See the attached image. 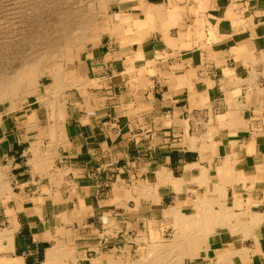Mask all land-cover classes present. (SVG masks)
<instances>
[{
    "label": "crops",
    "instance_id": "obj_1",
    "mask_svg": "<svg viewBox=\"0 0 264 264\" xmlns=\"http://www.w3.org/2000/svg\"><path fill=\"white\" fill-rule=\"evenodd\" d=\"M205 4L211 43L186 47L183 28L93 48L92 82L65 90L61 142L33 155L0 132V264H109L121 228L173 229L172 210L241 229L217 227L194 264L246 248L228 261L264 264V0Z\"/></svg>",
    "mask_w": 264,
    "mask_h": 264
},
{
    "label": "rangeland",
    "instance_id": "obj_2",
    "mask_svg": "<svg viewBox=\"0 0 264 264\" xmlns=\"http://www.w3.org/2000/svg\"><path fill=\"white\" fill-rule=\"evenodd\" d=\"M22 1H24L23 4H25L26 1L28 2V4L27 3L25 4L28 8L21 7L23 6V4H21L20 6L18 5L19 2L22 3ZM26 1L25 0H0V3H2L0 5V8H1L0 12L2 13L0 14V17H1L0 25H1V22L2 24H4L2 20H8V22L6 21L7 23L5 22L4 24L5 26L1 25L3 29L2 27L0 29V35H2L0 36V39H1L0 40V75H4V77L5 75L6 76L12 75L18 68L21 67V64L24 63L25 60L32 58L31 54L34 55V50L33 48H31L30 45L27 46V44L26 45L23 44L24 45L23 46L20 44L21 45L20 46L18 43V40H20V38L23 39V37L29 34L28 33L29 29L31 31L32 29H34L36 25L42 24L43 27L41 26L40 30L43 31L47 27L45 29L46 30L45 34H49V32L53 30V27H55V22H57V20L60 18L58 13L61 14L63 10L69 11L68 8L71 11H73L72 6L70 5L73 4V9H74L76 6L80 4L81 1L83 3V0L79 1L78 2L79 4L77 3L78 0H67L68 3L65 6L64 4H66V0H60L61 2H59V0H44V2L42 3L43 6H38L39 10L37 12V15L38 13L40 15H38L39 17H37L36 14L33 13L31 15V13H29L30 12L29 4H31L32 2L29 0H26ZM63 1L65 3H63ZM86 1H87L86 4L83 3V5L82 4L80 5L86 6L87 4H90V5L94 4L93 5V7H95L94 11H96V14L100 13L99 3L96 0H91V1L86 0ZM86 1L84 0V2ZM108 1L109 0H107V2ZM139 1H142L143 4L151 3L153 6H159L160 10L162 11L161 15H156L153 18L152 22H149L150 19H148L149 21L147 20L146 22H148L149 24L146 25L147 24L145 22L146 19L144 18V15L141 11L142 10L141 7H133L134 3H132L130 0H121V1L110 0L105 5V8H106L104 11L105 13H102V14H106V15L108 14V15L105 17H103L100 14L96 15L98 26L100 25L101 27L103 26L106 27L104 31L100 33L101 37L99 36V40L96 44L93 43V41L96 38L91 39L86 44V46L80 51L79 55L76 58H69V60L65 59L66 58L65 55L56 56L55 57L56 61L53 58H50L49 56L50 60L46 62V64L43 61L40 64V66L39 65L37 66L39 70L41 69L40 70L41 72H44V75L42 76V79H41V86L38 89L33 90L30 93H26L24 88L22 91L21 89H19L17 90L18 92L16 91L15 93L10 94L7 97L8 99L6 100L0 99V122H1L0 132L1 134H10L11 135L10 141H13L14 139V141L19 142L21 145H23L24 148H28V149L31 148L33 155L36 154V152H39L40 147H46V146L50 147L52 144L56 142H61L62 133L59 134V136H56V133H59L60 128H62L60 130V132H62V130L64 129L63 125L61 124V126L59 125L60 127L58 126V129L55 130L56 132L55 135H54V130H53V126H55L57 122H56L55 117L53 116V114L55 113L53 112V108L51 107V104H52L51 101L54 100L53 99L54 98L53 97L54 87L58 84L59 78L57 77L56 79L57 81H56L55 80L56 77H53L52 73L55 74V71H56V74L54 76L56 75L58 76L59 73L57 72L60 71L61 72L60 76H64V78H67V83L69 84L67 85L66 88H64L65 90L66 89L71 90V89H74L75 87L76 88L80 87L81 89L82 87L86 86L88 83H91L92 79L86 67V56L96 46L104 45L105 41L112 40L116 44L117 47L118 46L126 47L127 45H131L134 43H141L142 41L151 37L153 33H157V37L159 38L162 36L161 34L165 36L164 33L166 32L167 37H169L170 39H173L175 38L176 35H178V33L182 35L183 28L187 29V34L189 35L188 39H190L188 41V44H185L186 47H193L194 45L200 44V43L202 44L211 43L214 40L213 28L210 26L209 23L204 22L203 20L204 17L201 16L203 15V11L206 9L205 7L206 0H177L175 3L172 2L170 5H167V4L166 5H160V4L154 5L153 3L156 2L155 0H139ZM185 1L187 5L182 4ZM40 2H42V0H40ZM6 3H8L9 5H5ZM74 3L75 4L77 3V5H75ZM10 5L12 7L11 9L9 8ZM57 5L60 8L56 7ZM80 5L78 7H80ZM14 6H16L15 7L16 9L14 8ZM18 7H20L22 11L19 8L20 14L18 13L17 17L20 16L21 18L20 17H18L19 19H17L16 17L10 18L9 15L12 12L11 10L13 11L18 10ZM6 8L10 10L11 12L4 10ZM58 8L60 9V11L58 10ZM173 9L177 10V13H178V15H176L174 19V21L176 20V23L175 24L171 23L172 26L169 25L168 30H165V27H163L164 30H162L161 20L162 19L166 20V18H168V14ZM5 12H10V13H5ZM15 12H18V11H15ZM4 14H6L7 16L6 15L4 16ZM115 14H119L122 17L123 16L130 17V23L124 20L120 23L117 22V20L114 17ZM5 17L9 19H6ZM27 17L29 19L33 18L32 19L33 21H30ZM2 18H5V19H2ZM186 19L190 21L188 23L189 25H185ZM11 20L14 22V24L13 22H11ZM113 20H115L116 22H114ZM20 23H22L23 26L22 24L20 25ZM11 24L17 27L14 28V26L12 25L13 26L12 27ZM207 24L208 26L206 27ZM10 27H11V30L15 32V35L17 36L12 34L13 32L9 30ZM193 27L197 29L193 30V32L190 33L189 28L193 29ZM13 28L15 30L17 29L19 33L16 32ZM9 31H11L12 33H10ZM21 31H22V35H25V36L21 35ZM23 32H25V34ZM4 33H7L8 35L11 34L10 36L7 35L8 37H11V38H8L9 41L7 39V36ZM19 34L20 36H18ZM12 35H14L13 36L14 38H12ZM3 36L5 37L6 40H4ZM164 36H163V39H164ZM178 37L179 38L177 39H180L181 41L184 38L182 36H178ZM15 38H17V41ZM44 38H47L48 40H50V38L52 39L51 36L50 37L45 36ZM10 40L11 42L12 41L14 42L11 43ZM164 44L168 45L169 42L165 41ZM181 44L183 45L182 42ZM30 51H33V52H30ZM23 60L24 62H22ZM57 64L61 66L58 67L59 65ZM56 65L57 67H54ZM43 67L45 68L43 69ZM62 72H63V75H62ZM79 74H83L84 80L83 79L78 80L76 78V76H78ZM65 90L62 91V93H60L61 96L59 98H61V100H65ZM20 91L22 92L21 95H20ZM48 102H50L51 104ZM63 103L64 104L62 105L63 106L62 109L64 111L66 107L64 108L65 106L64 101ZM58 122H59V119H58ZM55 127L57 128V126ZM31 150H30V153H31ZM106 189H111V186L110 187L107 186ZM124 216L125 218L126 216L129 218H135V215H131V214H126ZM127 220H130V219H127ZM177 222H178L177 219H175V223ZM171 228L173 229H168V225H165V224L158 225L157 223H152L151 221H148V220H144V223L143 224L141 223V225H125L123 228H121L123 232L120 234V236H118V238L115 240L113 239L110 249H112L113 254L119 255V259H123L124 261L127 260L128 261L127 264H138L139 261H142L144 259V257L145 258L149 257L150 249L152 245L158 243L159 241L169 242L174 238L175 232L177 230L176 225H172ZM152 230L154 233L152 232ZM118 251H121V252H118ZM220 255L221 254H219V256ZM191 261L192 260L186 258L183 261H181V264H194V262L193 261L191 262Z\"/></svg>",
    "mask_w": 264,
    "mask_h": 264
},
{
    "label": "bare ground",
    "instance_id": "obj_3",
    "mask_svg": "<svg viewBox=\"0 0 264 264\" xmlns=\"http://www.w3.org/2000/svg\"><path fill=\"white\" fill-rule=\"evenodd\" d=\"M29 1L32 2L31 4H29L30 5V9H29L30 12L27 9L26 10L29 13H31V15L33 13L37 15V12L39 10V7L38 6H43L42 3L44 2V0H42V2H40V0H29ZM79 1H81V0H78L77 3ZM96 1L99 3V8H100V13H98V14L102 15L103 17L107 16L108 14L106 15V14H102V13H105L104 12L105 9H106L105 8V5L110 0L108 2H107V0H96ZM119 1H121V0H119ZM130 1L132 3H134V6L133 7H141L142 13L144 15V18L146 19V20L144 19L145 22L148 19H150V21L148 20L149 22H152L153 21V18L156 15H160L161 12H162L160 10V7L159 6H153L152 4H143V2L142 1H139V0H130ZM23 2L24 1H22V3L19 2L18 5L20 6L21 4H23ZM59 2H61V1L59 0ZM26 3L28 4L27 1L25 2V4ZM63 3H65V2L63 1ZM67 3L68 2L66 0V4H64V5L66 6ZM77 3L76 4L74 3V4L77 5ZM83 3L86 4L87 1L84 2V0H83ZM83 3H82V1L80 2V4H82V5H83ZM1 4L2 3H0V5ZM25 4H23V6H21V7L26 8L27 6ZM5 5H9V4L6 3ZM24 5H25V7H24ZM93 5L94 4H91V5L90 4H87L86 6H81L80 5V7L76 6L74 9H73V4L70 5V6H72V10L73 11H71L68 8L69 11H64L63 10V12H61V14L58 13L60 18L57 20V22H55L56 20L54 21L55 22V27H53V30H51L50 32L48 31L49 34H45L46 33V30L45 29L47 27L44 29L45 32H44V30L43 31L40 30L42 24H39V23H38L39 25H36V23H35L36 26L31 31H30V29H29V31L27 30L29 34H27L26 36L25 35H22V31H21V35L22 36H25V37H23V39L20 38V40H18L19 45L20 44L21 45H23V44L26 45L27 44V46L30 45L31 48H33V50H34V55H32L30 53L31 56H32V58L31 59L29 58V59L25 60V62L23 60L22 62H24V63H22L21 64V67L18 68L12 75H7V76L5 75V77H4V75H0V76H2V77H0V99H2V100L8 99L7 97L10 94L15 93L19 89H21V91H22L23 88H24L26 93H30L31 91L38 89L41 86V79H42V76L44 75V72H41L40 71L41 69L39 70L37 68L38 65L40 66V64L43 61L46 64V62H48L50 60V58H53L55 60V57L56 56L65 55L66 56L65 59H68V60H69V58H76L79 55L80 51L86 46V44L91 39L96 38L93 41V43H96L99 40V36L101 35L100 33H102L106 27L105 26L101 27L100 25L98 26V24H97L98 21L96 20V15H98V14H96V11H94L95 10V7H93ZM15 7L16 6H14V8ZM56 7H59V6L57 5ZM7 8L4 9V10L10 11ZM9 8L10 9L12 8L11 5H10ZM19 8L20 7H18V10H15L16 8L14 9L15 11H18V12H15V11L11 10L12 11V12L10 11L11 13L10 12H5V13H10V15H9L10 18L11 17H16L17 19H19L18 17H20V16L17 17V14L19 13ZM59 8H58V10L60 11ZM2 9H3V7H2ZM21 11H22V9H21ZM51 12H52V10H51ZM0 14H2V13L0 12ZM5 15L6 14H4V16ZM38 15H40V14L38 13ZM38 15H37V17H39ZM29 17H30V15H29ZM114 17L117 20V22H119V23L122 22L123 20L124 21H127L128 23H130V17H128V16H123L122 17L119 14H115ZM5 18H2V19H5ZM6 19H9V18H6ZM32 19H29V20L30 21H33ZM34 19H35V17H34ZM55 19H57V18H55ZM2 21H3L4 24H5L6 21L8 22V20H2ZM113 21L116 22L115 20H113ZM11 22H13V21L11 20ZM16 22H18V21H16ZM140 22H141V20H140ZM146 23H145L146 25L149 24L148 22H146ZM4 24H2V22H1V25L2 26H5ZM13 24H14V22H13ZM13 24H11V26ZM21 24L22 23H20V25ZM30 24H32V23H30ZM1 25H0V29L2 27ZM150 25H151V23H150ZM22 26H23V24H22ZM6 27H7V25H6ZM16 27L14 26V28H16ZM28 27H29V25H28ZM8 28H9V26H8ZM2 29H3V27H2ZM26 29H28V28H26ZM9 30H11V27H10ZM11 31H9V32L12 33L13 31L12 32ZM15 31L18 32L17 29ZM27 31H26V33H27ZM23 33L25 34V32H23ZM4 34L6 36L8 35L7 33H4ZM12 34L15 35V32H13ZM10 35L11 34H9L8 36H10ZM14 35H12V38H14L13 37ZM0 36H2V35H0ZM8 36H7V39L8 38H11V37H8ZM15 36H17V35H15ZM18 36H20V34ZM45 36H49V37L51 36L52 39L50 38V40H48L47 38H44ZM15 39L17 41V38H15ZM4 40H6L5 37H4ZM8 41H9V39H8ZM10 42H11V40H10ZM12 42H14V41H12ZM32 46H34V47H32ZM30 52H33V51H30ZM49 56H50V58H49ZM63 59H64V57H63ZM51 61H52V59H51ZM49 64H51V63H49ZM57 65H59V64H57ZM57 65L54 66V67H57ZM60 66L61 65H59L58 67H60ZM44 68L45 67H43V69ZM60 69H62V68H60ZM63 72H62V75H63ZM57 73H59L58 76L57 75L54 76L56 74V71H55V74L52 73L53 77H56L55 80L57 79V77L59 78L58 79V81H59L58 84L55 82L57 85L55 84L56 86L54 87V92H53V97H54L53 99L54 100L51 101L52 104L50 102H48V103L51 104V107L53 108V112L55 113V114H53V116L55 117L56 122H57L55 124V126H57V128L55 126H53L54 135L56 133L55 130L58 129V126L59 125L61 126V122L63 120V117L65 116V114L63 113V112H65V110L63 111V109H62V107H63L62 105L64 103H63V100H61V98H59L61 96L60 93H62V91L65 90L64 88H66L67 85H68L67 78H64V76H60V73H61L60 71L57 72ZM21 91H20V95L22 93ZM19 98H21V97H19ZM64 108H65V106H64ZM58 119H59V122H58ZM61 129L62 128H60V130ZM53 130H52V132H53ZM60 130H59V133H56V136H59V134L62 133V132H60ZM172 212L174 214V217L178 221L176 223L177 230L175 232L174 238L171 241H169V242H167V241L166 242L159 241L158 243L152 245L151 246V249H150V255H149V257H146V258L144 257V259L142 261H139L138 264H181V261H183L186 258L192 260L193 262L198 261L200 259V257H201V254H203V253L206 252L207 247L205 248V245L207 244L208 237L211 234H213L214 232H216V228L217 227L228 228V230L230 229L234 233L235 232V227L238 226V225H217L216 222H218V224L225 223V222H222L221 223V219L220 218H219V220H218V218L210 219L209 216H206V217H208L206 219V218H203L205 216L200 215V214H197L196 216H187V217H185L183 214H181L180 217H179L178 214L180 212L177 213V211L175 212L173 210H172ZM231 216H232V213H231V210H229V212L225 213L222 216L223 217L222 220L223 221H227V219L231 218ZM215 217H216V215H215ZM203 219H205V221H203ZM213 221L215 223H211ZM186 222H188V223L189 222H193V223L198 224V225H196V226L199 227V228H197V230H198L197 231V234L193 235V234L188 233V230L186 229L188 227V225H184V223H186ZM200 223L201 224L204 223V224L203 225H200ZM236 228H239V227H236ZM251 228H250V230H251ZM248 229L249 228L247 226V230ZM243 230H244V227H243ZM245 230H246V228H245ZM152 232H153V230H152ZM247 232L249 233V231H247ZM245 234H247V233L245 232ZM241 252H243L245 255H248V253L250 251L247 250V248H246V249H244ZM241 252H235L234 250H232L231 252H228L227 251L226 252V254L228 253L227 256H226V254H224L225 256L224 255H220L219 256V260H218L217 263L218 264H232L231 261H228V260H230L229 258L232 255H234L236 253H241ZM108 257H110V256H108ZM100 261L101 260H99V261L97 260L96 263L97 262L100 263ZM109 264H123V262L121 261V259L116 260L113 256H111L110 259H109Z\"/></svg>",
    "mask_w": 264,
    "mask_h": 264
}]
</instances>
